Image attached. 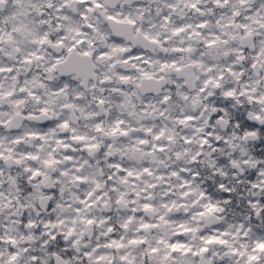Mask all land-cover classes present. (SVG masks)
I'll return each mask as SVG.
<instances>
[{
	"label": "clouds",
	"instance_id": "clouds-1",
	"mask_svg": "<svg viewBox=\"0 0 264 264\" xmlns=\"http://www.w3.org/2000/svg\"><path fill=\"white\" fill-rule=\"evenodd\" d=\"M259 243L264 0H0V264H264Z\"/></svg>",
	"mask_w": 264,
	"mask_h": 264
},
{
	"label": "snow or ice",
	"instance_id": "snow-or-ice-1",
	"mask_svg": "<svg viewBox=\"0 0 264 264\" xmlns=\"http://www.w3.org/2000/svg\"><path fill=\"white\" fill-rule=\"evenodd\" d=\"M110 19H111V17H110ZM129 22H131V21H129ZM70 51H71V49H70ZM83 55L87 56V55H90V53L85 52V53H83ZM228 95H232V93H228ZM36 174L38 175L39 173H36ZM145 207H148V206L146 205ZM89 222L91 223V221H89ZM210 242H212V241H210ZM133 243H137V241H133ZM221 243H223V242L221 241ZM182 247H183V245H173L172 249H173V251H175V250L182 248ZM258 248L261 250H264V243H259ZM153 251L155 252L156 249H153ZM205 251H206V249H205ZM252 259H255V257H252Z\"/></svg>",
	"mask_w": 264,
	"mask_h": 264
}]
</instances>
